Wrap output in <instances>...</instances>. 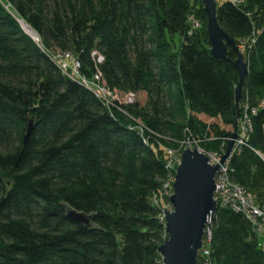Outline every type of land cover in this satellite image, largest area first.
Here are the masks:
<instances>
[{
	"label": "trees",
	"instance_id": "obj_1",
	"mask_svg": "<svg viewBox=\"0 0 264 264\" xmlns=\"http://www.w3.org/2000/svg\"><path fill=\"white\" fill-rule=\"evenodd\" d=\"M217 1L238 47L256 36L241 100L253 131L230 168L264 204V0ZM210 46L201 0H0V264H164L167 148L192 134L219 151L237 117L238 53ZM67 53L114 104L64 74ZM211 235L198 264H264L244 215L219 207Z\"/></svg>",
	"mask_w": 264,
	"mask_h": 264
},
{
	"label": "water",
	"instance_id": "obj_2",
	"mask_svg": "<svg viewBox=\"0 0 264 264\" xmlns=\"http://www.w3.org/2000/svg\"><path fill=\"white\" fill-rule=\"evenodd\" d=\"M207 14V32L210 42V54L217 61L230 59L229 46L235 49L238 57L233 64L239 75L236 87L237 117L234 129L228 140L227 148L218 164H211L209 156L201 153L196 146L187 147L182 153V160L176 170L174 192L169 196L172 208L163 210L168 238L159 247L164 264H198L199 255L203 250L206 232L212 228V222L218 210L215 199V176L220 165L225 164L232 156L239 136V120L241 117V100L246 78L249 74V63L246 54L238 48L231 37L221 26L218 18V1L201 0ZM23 29L25 21L19 19ZM32 28V27H31ZM31 35L38 40V34ZM34 131L33 120L29 122L25 136L27 143ZM257 154L264 160L260 151ZM69 215L78 223L90 224V216L75 209Z\"/></svg>",
	"mask_w": 264,
	"mask_h": 264
},
{
	"label": "built area",
	"instance_id": "obj_3",
	"mask_svg": "<svg viewBox=\"0 0 264 264\" xmlns=\"http://www.w3.org/2000/svg\"><path fill=\"white\" fill-rule=\"evenodd\" d=\"M196 24V23H195ZM256 42V38L252 39V43L254 44ZM240 49L242 48V45L239 46ZM68 57L72 58L74 61V66L71 67L69 64L64 62L63 60ZM64 58V59H63ZM57 62L60 65V68L64 72V74L78 79L82 84L90 88L96 96L105 102V104L110 107L112 104L115 103L116 95L115 93L109 89L101 80L100 74H97L94 76L93 79H87L86 77L82 76L79 72V69L81 67V64L78 59L73 58L70 53H67L65 56H57L56 57ZM264 103V102H263ZM251 112H256V109H251L249 107V104L246 103L245 109L243 112V116L240 117L239 122V136L237 138V145L239 149L241 146L249 145L248 141L251 135V132L253 131V123L250 116ZM184 139L181 141V148L180 149H172L167 148V170L169 172L168 174V185L166 187L170 190L173 187L174 180L172 181L171 174L175 170L174 178L176 174V168L181 163L182 160V148L184 149V145L187 144L186 147L193 148L194 145H192V141ZM238 149V150H239ZM198 150L209 156L210 163L211 164H218L222 159V153H214V152H206L204 149L199 148ZM237 148H235L234 153L232 156L226 161L225 164L220 165V170L215 176L216 180V191H215V199L217 198L218 208L219 207H228L232 209L233 211L240 213L245 216V218L251 223L253 226V229L255 230L256 235L258 236V239L261 237H264V204H260L257 200V197L254 193L249 191L248 189L244 188L242 185L238 184L234 181L232 178V170L230 168V161L233 155L238 151ZM211 229H209L206 232L205 235V241H204V247L205 242L208 243L211 241ZM203 247L204 254L208 255L210 254V251L208 249H205ZM260 247L264 251V243H260Z\"/></svg>",
	"mask_w": 264,
	"mask_h": 264
},
{
	"label": "rangeland",
	"instance_id": "obj_4",
	"mask_svg": "<svg viewBox=\"0 0 264 264\" xmlns=\"http://www.w3.org/2000/svg\"><path fill=\"white\" fill-rule=\"evenodd\" d=\"M196 25H197V23H196ZM254 38H256V36L255 35H253L252 37L250 36V38H247L244 42H242L240 45H242V48L240 49V51H242V52H244L245 54H246V57H247V59H248V63H249V57H250V49H249V47H248V45H246V42H247V40L249 39V41H251V43H252V39H254ZM179 40H178V45L179 44H181V42H180V38H178ZM73 57V56H72ZM74 58V57H73ZM64 59V58H63ZM64 62H66L67 64H69L71 67H73L74 66V61H73V59L72 58H68V57H66L64 60H63ZM80 72V71H79ZM81 74V73H80ZM97 74H101V73H97V72H95L94 73V76H96ZM104 85H106V84H104ZM142 98L143 99H145V94H142ZM262 104H264V103H262ZM246 105V104H245ZM245 109V108H244ZM253 109V108H252ZM239 122H240V120H239ZM218 123L221 125V127L222 128H224V125H223V123H222V121H221V119L218 121ZM240 128V127H239ZM230 138V137H229ZM229 138H227L228 140H229ZM188 140L189 141H192V145H194V146H196L197 148L199 147V148H202V149H204L206 152H214V153H222V154H224L225 153V151H226V148H227V146L225 147V148H221V150H219V151H210V150H208V149H206L202 144H201V140L200 139H198V138H196V137H194L192 134L189 136V138H188ZM228 143V142H227ZM187 144H185L183 147H184V149H186L187 147ZM168 146H166V148H167ZM182 146H181V144L179 145V147L178 148H176V149H180ZM168 148H171V147H168ZM237 148V150L239 149L238 147H236ZM173 149V148H172ZM184 149L182 148V151H184ZM168 151V150H167ZM261 154H262V156L264 157V152L262 153L261 152ZM179 166V165H178ZM176 170H177V168H176ZM174 173H175V170L172 172V176H171V178H172V181L174 180V182H175V178H174ZM168 174H169V172L167 171V176H166V180L164 181V194L166 195V196H170L171 194H173V192H174V189H173V187H172V189H168L167 187H166V185H168ZM176 175V174H175ZM174 182H172V183H174ZM245 188V187H244ZM252 192V191H251ZM253 193V192H252ZM255 194V193H254ZM162 198V197H161ZM159 196H157V195H155V197H154V199L156 200V202L157 203H160V199H161ZM164 200V199H163ZM165 208H168V209H171L172 208V206H171V203H170V201H169V203H167L164 207H163V210L165 209ZM259 243H264V237H261L260 239H259Z\"/></svg>",
	"mask_w": 264,
	"mask_h": 264
},
{
	"label": "bare ground",
	"instance_id": "obj_5",
	"mask_svg": "<svg viewBox=\"0 0 264 264\" xmlns=\"http://www.w3.org/2000/svg\"><path fill=\"white\" fill-rule=\"evenodd\" d=\"M24 28L29 34L35 35V32L32 30V28L27 23H24ZM238 48L240 49V47Z\"/></svg>",
	"mask_w": 264,
	"mask_h": 264
}]
</instances>
